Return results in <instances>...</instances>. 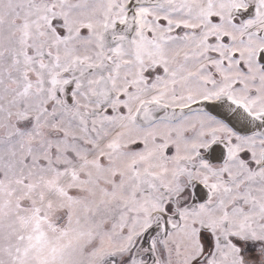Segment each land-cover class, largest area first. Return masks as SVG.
<instances>
[{"label":"snow or ice","instance_id":"6c2138e0","mask_svg":"<svg viewBox=\"0 0 264 264\" xmlns=\"http://www.w3.org/2000/svg\"><path fill=\"white\" fill-rule=\"evenodd\" d=\"M0 264H264V0H0Z\"/></svg>","mask_w":264,"mask_h":264}]
</instances>
